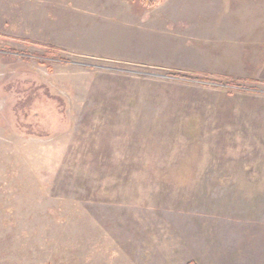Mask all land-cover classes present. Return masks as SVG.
I'll return each instance as SVG.
<instances>
[{"label": "rangeland", "instance_id": "rangeland-1", "mask_svg": "<svg viewBox=\"0 0 264 264\" xmlns=\"http://www.w3.org/2000/svg\"><path fill=\"white\" fill-rule=\"evenodd\" d=\"M160 3L0 0V264H264V0Z\"/></svg>", "mask_w": 264, "mask_h": 264}, {"label": "crops", "instance_id": "crops-1", "mask_svg": "<svg viewBox=\"0 0 264 264\" xmlns=\"http://www.w3.org/2000/svg\"><path fill=\"white\" fill-rule=\"evenodd\" d=\"M163 3H160V4H154L152 6H147V7H144L141 9V13L144 15L143 17H138V25L137 29L133 31H136L138 32L137 33V37L138 39H135L134 37H132V34L131 37H129V39H132V40H144V45L146 46H151V45H155L157 44V42L153 41V40H149L150 38L151 39H154L156 38V35H159V39H162L163 35L160 36L162 33H159L158 32V26L154 25L152 27H150L148 24H144L142 21H146V20H149V21H152V22H156V21H159V20H162V19H169V20H173V15L172 13H174L175 9L171 8L170 6H167V5H162ZM131 12V16L130 17H133V16H136L138 14V12H135L133 9L130 10ZM167 31V30H166ZM165 31V32H166ZM156 32V33H154ZM159 33V34H158ZM164 33V32H163ZM127 36V35H126ZM158 39V40H159ZM141 42V40H140ZM151 42H154V44H150ZM161 42V40L159 41ZM170 42V40L168 41ZM167 44V42H165ZM164 43V44H165ZM165 46V45H164Z\"/></svg>", "mask_w": 264, "mask_h": 264}, {"label": "trees", "instance_id": "trees-1", "mask_svg": "<svg viewBox=\"0 0 264 264\" xmlns=\"http://www.w3.org/2000/svg\"><path fill=\"white\" fill-rule=\"evenodd\" d=\"M145 5L152 6L158 2V0H143Z\"/></svg>", "mask_w": 264, "mask_h": 264}]
</instances>
